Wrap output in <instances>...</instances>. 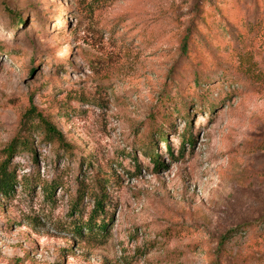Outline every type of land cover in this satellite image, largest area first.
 Wrapping results in <instances>:
<instances>
[{
	"label": "rangeland",
	"instance_id": "374dc122",
	"mask_svg": "<svg viewBox=\"0 0 264 264\" xmlns=\"http://www.w3.org/2000/svg\"><path fill=\"white\" fill-rule=\"evenodd\" d=\"M32 107L0 264H264V0H0V164Z\"/></svg>",
	"mask_w": 264,
	"mask_h": 264
},
{
	"label": "trees",
	"instance_id": "16d2710c",
	"mask_svg": "<svg viewBox=\"0 0 264 264\" xmlns=\"http://www.w3.org/2000/svg\"><path fill=\"white\" fill-rule=\"evenodd\" d=\"M204 8L202 10H204ZM6 9L8 8L6 7ZM9 12L10 15L13 18H15L13 21L20 23L23 22V17L21 14L12 13L11 10ZM202 26L204 27V32H205L210 28V26H214V22L213 20H210L209 22H207V24H204ZM194 42L198 44V41H196L195 38L190 33L187 37L184 38L182 42V51L191 52V46L192 43ZM209 101L211 102V99ZM180 103H181L180 106L181 111L179 112V114L189 120L190 117L189 108L191 104L182 98L179 99L178 101V100H172L170 96L169 97L166 96V103H163L164 107L161 108L159 107L157 120H153V122L151 123V127L149 129L150 132L149 135L145 138L146 143L144 142V146L154 145V134L165 136L164 133H162L164 128H162L161 126L163 124H169L172 122L173 113L179 110ZM171 104H172L171 109L167 111L168 106ZM36 121L37 123L35 124L34 122ZM34 131L35 132L39 131L40 133H42V135H44L43 140H46L51 144H59L60 146H64L65 152L70 150V147H72L70 144H68L65 141L63 134L57 129V127L52 122H50L44 116H42V114L36 111L34 107L29 109L22 118L21 129L18 135L9 146V151L7 152L6 159L0 164V194L3 196H9L14 191V187L17 183L16 174L14 170H11L10 168L11 155L19 149L29 150V151L34 150V145L31 138V135L33 134ZM157 157L158 155L155 152L151 153L152 159L157 160ZM159 165L160 164L158 163V166ZM53 189L54 186L47 189V195H49L50 197L52 195L51 193L53 192ZM83 195L84 193H80V198H82ZM105 198L106 197L103 194L96 198V208L93 214L90 216L88 222L86 224H76V227L80 228L79 230L87 229L90 232H94V231H101L103 229L104 231H106L107 224L104 218L102 219L103 221L99 225L97 224V220H96L101 213L105 212L104 211Z\"/></svg>",
	"mask_w": 264,
	"mask_h": 264
}]
</instances>
